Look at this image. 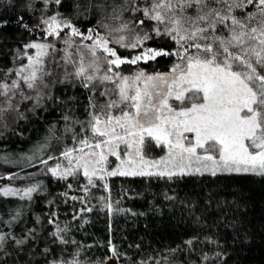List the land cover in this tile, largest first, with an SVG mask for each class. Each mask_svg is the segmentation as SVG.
Masks as SVG:
<instances>
[{"label":"snow or ice","instance_id":"6c2138e0","mask_svg":"<svg viewBox=\"0 0 264 264\" xmlns=\"http://www.w3.org/2000/svg\"><path fill=\"white\" fill-rule=\"evenodd\" d=\"M42 2L45 8H62L66 0ZM70 6L77 15L84 9L120 23L115 28L100 23L108 30V35H101L95 28L81 31L60 11L49 15L42 10L41 17L30 26L24 16L36 7V0H15L14 7L20 9L14 17L18 27L29 34L42 29V36L55 38L64 47L57 49L53 42L30 40L15 50L13 59L21 61L20 65L8 68L0 79V119L5 113L18 111L19 103L33 99L25 94V89L36 93L35 106H39L43 90L49 88L48 78L58 68L65 72V80L59 83L75 77L85 88H102L101 97H117L104 103H90V118L79 122L82 131L90 135L82 139L73 137L76 146L61 152L67 166L57 163L47 168L51 176L67 180L82 173L87 179L83 189L86 194L97 180L105 181L103 188L107 190L110 177H264V0H74ZM126 12L142 15L143 19L131 22L133 26L143 28L150 24L152 33L167 37L177 47L171 51L146 47L131 58L122 57L110 44L137 49L152 39L148 32L143 36L137 34L130 43L125 35L112 38L113 32L133 30L130 22L124 20ZM9 23L0 15V46L7 40ZM58 52L62 53L59 61ZM158 57H175L177 62L168 73L139 71L127 76L119 71L122 65L156 61ZM69 65L73 72L67 71ZM10 76L15 78L9 82ZM17 95L20 102L14 104ZM113 110L119 114H113ZM146 141L166 149L165 155L147 158ZM110 157H115V167L109 168ZM48 160L41 163L47 165ZM36 191L37 186L0 188L3 196H19L22 200L31 199ZM71 199L83 202L84 198ZM104 206L109 213L123 211L114 210L110 202ZM49 223L53 221L50 219ZM32 231L22 239L0 232V264H8L12 256L7 250L10 245L15 246L13 252L17 257L23 253L27 241L34 239ZM66 231L57 226L51 235L59 237V244L71 243L79 249L78 242L64 238ZM56 242L54 239L53 243ZM186 243L190 245L192 240ZM110 251L109 260L121 255L115 245H111ZM44 254L51 255V249L46 248ZM78 254L71 260H49L48 264H80L75 258Z\"/></svg>","mask_w":264,"mask_h":264},{"label":"trees","instance_id":"16d2710c","mask_svg":"<svg viewBox=\"0 0 264 264\" xmlns=\"http://www.w3.org/2000/svg\"><path fill=\"white\" fill-rule=\"evenodd\" d=\"M73 2L66 0L62 8H45L42 0H36V7L24 20L32 26L42 10L49 15L60 11L81 31L95 28L101 35H108L100 23L118 27L120 22L108 21L96 12L81 9L82 14L77 15L70 6ZM14 4L15 0H0V15L10 21L5 32L7 40L0 46V79L4 71L21 63L13 59L17 48L30 40L47 38L40 29L29 34L16 25L14 17L20 9ZM139 19H143L140 13L126 12L124 20L133 30L113 32L112 38L125 35L130 43L137 34L148 32L152 39L137 49L110 44L122 57L131 58L146 47L169 51L177 47L167 37L152 33L150 24L133 26L131 22ZM175 62V57H158L156 61L122 65L119 70L122 74L167 72ZM90 103L94 101L88 88L79 83H61L35 112L6 130L0 129V188L37 186L31 199L0 194V232L22 239L31 229L34 237L19 257L13 252L14 245L7 247L12 253L8 264H48L49 260H71L77 252L75 258L80 264H264V177H110L107 190L103 188L105 181L97 180L86 194L83 189L87 179L81 173L67 180L51 176L47 168L54 167L72 138L83 133L79 122L88 120ZM50 156L54 159L48 160ZM42 160H48V164ZM73 196L83 197V202L71 199ZM108 202L114 210L123 211L109 213L104 206ZM86 208L92 211H83ZM57 226L67 229L62 235L78 242L79 249L71 243L59 244V237L51 235ZM189 240L190 245L186 243ZM111 245L121 255L109 260ZM46 248L51 249V255L44 254ZM205 255L207 260L203 259Z\"/></svg>","mask_w":264,"mask_h":264},{"label":"rangeland","instance_id":"374dc122","mask_svg":"<svg viewBox=\"0 0 264 264\" xmlns=\"http://www.w3.org/2000/svg\"><path fill=\"white\" fill-rule=\"evenodd\" d=\"M40 30H42V29H40ZM76 39L78 40L79 38H76ZM33 40H37V41L44 40L46 42H53V43L56 44L57 49H62L64 47L62 42L57 41V40H55V38H52V37H47L46 39H33ZM29 51H32V50H29ZM61 55H62V53H60V52L57 53L56 59L58 61L60 60V56ZM23 62L26 63V60H24ZM19 65H20V63L15 64L11 68L18 67ZM103 70L104 69L102 68V72H103ZM67 71L68 72H73L74 68L71 65H69L67 67ZM168 72L169 71H167V72H158V73H168ZM145 73H147V72H145ZM134 74L135 73H133V74H123V75L132 76ZM147 74H154V73H147ZM14 78H15L14 76H10L8 78L9 82L11 81V79H14ZM48 79L50 81L49 88L43 90L44 91V97H43V99H41L39 101V106H35L37 104V100L35 99L36 93L33 90L25 89V94L29 95V96H32L33 99L31 101H24L22 103H19L18 111L13 110L11 112L5 113L3 119H0V129L1 130H6L7 127H10L16 121H19V120L25 118V116L28 115L29 113L35 112L41 105H43L45 100L48 97H50L54 87L57 86L58 84H61V83H59V81L65 80L64 69L63 68L55 69V71L53 72V75L51 77H49ZM65 82L71 83V84L72 83L82 84V81L80 79H78V78H75V77H68V79ZM105 87H109L110 88V87H112V85L111 84H105ZM88 89L90 90V92H91V94L93 96L94 103H104L108 99H116L117 98L114 95L113 96H109V97H101L99 95V92L103 90L102 88H96V89L88 88ZM18 102H20V96L19 95H17L14 98V100H13L14 104H16ZM174 106H176V105L174 104ZM113 114H119L118 110H113ZM85 135H90V133L83 132V133H81V134H79V135H77L75 137H76V139H82ZM74 142H76V141L72 138V144L70 146H67V147L76 146V143H74ZM144 152H145V156L147 158H149V159H158V158H160V157L165 155L166 149H164V148H162L160 146H156L154 144V142L151 145H149L148 142L146 141ZM122 155H123V153H122ZM57 163H61L64 166H67V161L62 156H60L58 158V160L56 161L55 165ZM116 163H117V161L115 160V157H110L109 158V165H108L109 168L115 167Z\"/></svg>","mask_w":264,"mask_h":264}]
</instances>
